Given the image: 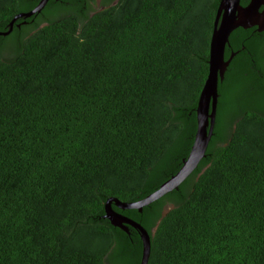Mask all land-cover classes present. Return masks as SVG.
Returning <instances> with one entry per match:
<instances>
[{"label": "trees", "instance_id": "trees-1", "mask_svg": "<svg viewBox=\"0 0 264 264\" xmlns=\"http://www.w3.org/2000/svg\"><path fill=\"white\" fill-rule=\"evenodd\" d=\"M219 1L48 0L0 35V264H140L104 202L186 157ZM38 2L0 0V31ZM228 44L205 157L141 211L113 205L148 231L147 264H264V28Z\"/></svg>", "mask_w": 264, "mask_h": 264}, {"label": "water", "instance_id": "water-1", "mask_svg": "<svg viewBox=\"0 0 264 264\" xmlns=\"http://www.w3.org/2000/svg\"><path fill=\"white\" fill-rule=\"evenodd\" d=\"M48 0L39 2L29 11L15 15L9 24V28L0 31V35H7L13 26V22L19 17H29L38 13L46 5ZM257 25L258 30L264 28V0H249L242 5L240 0H220L214 20L208 54V72L200 90L195 108L196 128L192 144L185 158L182 159L179 168L165 179L156 189L135 201H122L117 197H108L104 202V217L112 225L128 232L131 226L138 230L142 243L140 264H147L150 253V235L146 228L134 219L116 211L113 205L120 209H137L141 211L155 200L179 185L197 168L199 162L206 155V149L214 132L215 116L218 102V81L223 78L224 71L233 56L225 59V47L229 43V35L238 26L247 28Z\"/></svg>", "mask_w": 264, "mask_h": 264}, {"label": "rangeland", "instance_id": "rangeland-1", "mask_svg": "<svg viewBox=\"0 0 264 264\" xmlns=\"http://www.w3.org/2000/svg\"><path fill=\"white\" fill-rule=\"evenodd\" d=\"M111 4L112 1L110 0H106ZM107 4H102V0H95V2L92 4L93 9L97 10L100 8H103L104 6H106ZM45 24L44 21H41L39 24V27L43 26ZM17 38L14 35H10L7 40L4 41V44L2 46H5V48L9 49V47H11L12 45H14V43L16 42ZM172 207V204H169L167 207H165V209L162 211V213H165L168 209H170Z\"/></svg>", "mask_w": 264, "mask_h": 264}, {"label": "flooded vegetation", "instance_id": "flooded-vegetation-1", "mask_svg": "<svg viewBox=\"0 0 264 264\" xmlns=\"http://www.w3.org/2000/svg\"><path fill=\"white\" fill-rule=\"evenodd\" d=\"M111 1H112V2H111L112 4H114V3L117 2V0H111ZM228 46H229V44H228ZM231 53H233V51H231L230 54H231ZM233 54H234V53H233ZM229 56H230V55H229Z\"/></svg>", "mask_w": 264, "mask_h": 264}]
</instances>
